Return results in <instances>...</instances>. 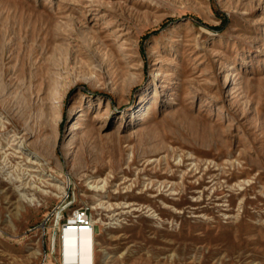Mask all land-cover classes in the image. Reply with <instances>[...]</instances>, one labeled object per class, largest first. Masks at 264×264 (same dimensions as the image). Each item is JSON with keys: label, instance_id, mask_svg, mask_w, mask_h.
I'll return each instance as SVG.
<instances>
[{"label": "rangeland", "instance_id": "374dc122", "mask_svg": "<svg viewBox=\"0 0 264 264\" xmlns=\"http://www.w3.org/2000/svg\"><path fill=\"white\" fill-rule=\"evenodd\" d=\"M69 203L94 264H264V0H0V264Z\"/></svg>", "mask_w": 264, "mask_h": 264}, {"label": "built area", "instance_id": "2783aa9c", "mask_svg": "<svg viewBox=\"0 0 264 264\" xmlns=\"http://www.w3.org/2000/svg\"><path fill=\"white\" fill-rule=\"evenodd\" d=\"M70 207L69 204H64L60 208H58L54 214L46 220L42 224V228L44 229V226L46 223L53 222L54 225L61 230L60 238L61 240L63 239V234L62 232L67 229H72V230H93L94 223H93V217L88 210L87 207H76L70 211L69 214L64 217V212L68 210ZM58 234H52L51 240H50V246L47 247V251H44L42 254V260L40 264H47L49 256L52 255L55 252V242H56V237ZM60 264H69L64 262L61 259Z\"/></svg>", "mask_w": 264, "mask_h": 264}, {"label": "bare ground", "instance_id": "6f19581e", "mask_svg": "<svg viewBox=\"0 0 264 264\" xmlns=\"http://www.w3.org/2000/svg\"><path fill=\"white\" fill-rule=\"evenodd\" d=\"M95 189H97V186ZM62 234L61 251H64L62 258L64 262L69 264H94L91 257L94 246L93 230L67 229Z\"/></svg>", "mask_w": 264, "mask_h": 264}, {"label": "crops", "instance_id": "0c3cea01", "mask_svg": "<svg viewBox=\"0 0 264 264\" xmlns=\"http://www.w3.org/2000/svg\"><path fill=\"white\" fill-rule=\"evenodd\" d=\"M47 264H56V263H53V262H48Z\"/></svg>", "mask_w": 264, "mask_h": 264}]
</instances>
